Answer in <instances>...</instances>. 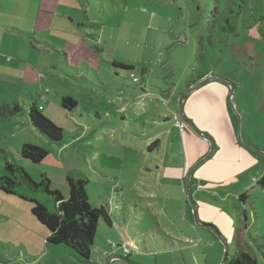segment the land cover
<instances>
[{"label": "rangeland", "instance_id": "1", "mask_svg": "<svg viewBox=\"0 0 264 264\" xmlns=\"http://www.w3.org/2000/svg\"><path fill=\"white\" fill-rule=\"evenodd\" d=\"M91 1L87 0L88 5L84 4L83 7L87 6L85 13L89 22L101 25L106 19L96 15L89 5ZM145 1H152L144 5L146 19L140 23L129 20L130 25L126 26L132 30V35L124 51L127 62L133 65V71L128 78L124 74L119 81H123L127 88L140 90V72L146 70L154 82L163 78L170 91L174 85L178 92V112L185 115L186 109L200 136L194 133L206 138L209 147L212 146L211 154L208 155V149L192 174L193 183L198 181L206 193L201 194L200 201L206 205L200 213L197 202L192 198L199 225L193 221V208L185 189H177L167 175L158 174L154 156L146 154L145 150L140 153L137 149L144 139L140 128H127L119 134L109 126L108 121L97 125L88 123L87 126L76 115L70 117L65 113L57 93L67 94L78 103L83 99V115L87 113L85 100L93 101L103 112L110 107L105 95L98 91L101 87H93L71 72L65 76L59 68H50L46 59L49 69L42 70V78L47 81L43 86L50 90V99L45 101L44 93L36 95L41 97L38 104L45 108V111L38 110L62 130V140L59 146L50 149L49 157L43 163L21 167L37 183L40 174L45 173L50 181V190L59 191L62 195H67L64 181L66 172L77 170L86 175L89 204L106 208L111 220L116 222V226L107 229L108 226L100 221L94 247L104 248L110 254L113 251L111 244H115L121 247L119 252H124L122 258L130 263L133 260L140 264H182L183 259L190 260L189 251L172 250L168 246L164 250L149 245L148 236L143 230L156 225L165 232H183L195 238L199 234L201 238L196 243L201 250H194L198 263L206 259L211 263L220 250L222 260L223 243H226L229 255H233L236 227L241 229L244 242L262 247L264 252V189L256 185L264 173V44L256 30L242 28L240 19L231 20L234 33L227 35L216 31V21L222 22L224 17L232 16L228 10L231 0ZM97 2L102 4L101 8L109 10L104 5L110 3L108 0ZM115 2L121 8L115 13L116 18L113 16L108 22L116 28L121 22L118 18L120 14H137L132 9L143 4L142 0ZM77 14L83 16V13ZM54 61L58 62L59 59L55 57ZM97 68L100 69L101 79H105L102 65ZM200 73L209 74L214 79L203 83L198 81L188 90L187 84L192 79L197 81ZM220 86L227 89L226 100ZM183 94H186L187 101L183 100L179 108L178 98ZM164 96L169 98L166 94ZM22 101L20 99L19 104L24 108ZM30 101L33 102L31 98ZM148 108L152 114L159 112L154 104ZM139 119L141 122L147 121L143 123L153 124L150 119ZM186 127L188 131L191 130ZM144 131H148L146 137H150V132L155 130L149 128ZM129 133L135 134V137L128 136ZM25 137L28 138L26 145L42 147L45 142L38 139L31 129ZM213 139L218 145L216 149ZM194 147H197L194 143L187 142L189 159L195 155ZM15 155L18 159L19 154L15 152ZM9 160L13 161L11 158ZM187 177L188 174L186 180ZM240 194L246 195L244 225L237 221L232 208V203ZM209 232L217 242H212L207 235ZM216 232L223 243L216 237ZM124 248L129 250L128 254ZM118 262L125 264L120 260ZM259 264H264L263 259Z\"/></svg>", "mask_w": 264, "mask_h": 264}, {"label": "crops", "instance_id": "2", "mask_svg": "<svg viewBox=\"0 0 264 264\" xmlns=\"http://www.w3.org/2000/svg\"><path fill=\"white\" fill-rule=\"evenodd\" d=\"M23 1L22 3L19 0H0V100L17 101L19 103V100L22 99L24 103L23 110L12 121L0 123V150L15 163L32 167L43 163L49 157L50 149L53 146L60 145L61 141L52 143L42 136L30 125L27 117V109L33 103L38 106L40 111H45V108L38 104L41 97L36 95L44 93L46 97L43 99H50V90L45 89L43 86L47 84V81L42 78V75H44L42 70L48 68L45 62L46 59L50 63V68L56 70L59 68L65 76L71 72L91 84V86L101 87L98 91L105 95L107 98L106 103L110 107L103 112L93 101L87 102L89 100H85L87 113L83 115L82 98L79 103L75 101L77 103L76 109L68 111L61 106V99L72 97L64 93H57L60 97V106L65 113L70 117L76 115L79 121L85 122L87 126L88 123L97 125L99 122L108 121L109 126L119 134H122V130L124 131L127 128L133 130L140 128V134L144 139L139 143L137 149L140 153L145 150L146 154L155 157H153V160L157 165L154 166L158 174L167 175L168 180L174 182L177 189L183 190L185 189L186 176L192 171L189 188L192 198L197 202V209L200 213V210L206 205L200 201L202 199L201 194L206 195V193H204L198 181L193 183L194 175L192 177V174L200 164L198 163L200 158L206 154L208 149L210 152L212 146L209 147L206 142L207 139L198 137L193 131L190 132L191 130L188 131L187 125L183 123L177 110L178 92L174 85L172 91H170L163 78L159 82H154L150 79L148 71L141 70V89L127 88L126 84L119 80L124 77V74H127L125 78H128L130 72L113 67L114 63L120 66L133 67L132 63L127 62L124 51L126 45H129L132 35V30L126 26L130 25L129 20L140 23L143 19H146L145 14L147 13L144 5L152 1L142 0L141 7L132 9L137 14L132 13L128 16L127 14H120L118 18L121 22L118 28L113 23L108 22L113 16L116 18L115 13L121 8L115 0H108L110 2L108 4L103 2L106 8L108 6V11L101 8L102 4H97L98 0H92L89 4L94 8L98 17L101 16V18L106 19L101 22V25L89 22L85 13L87 6L83 7L84 4L88 5L87 0H84V2L64 0L63 3H61V0ZM77 12L83 13L86 19L81 15L78 16ZM134 25L138 27L137 24ZM45 33H47L46 36H40ZM42 46L45 48V52ZM55 57L59 59L58 62L54 61ZM71 57H73L72 61L70 60ZM100 64L104 68L103 75L105 79H101L99 75L98 70L100 69L97 67ZM207 77H209V74H205L199 81ZM115 80L118 82H115ZM197 82L198 80L194 81L192 79V82L187 84V89L190 90V87ZM220 88L223 90V96L226 100L227 89L224 86H220ZM165 94L169 98L164 96ZM78 96L81 97L82 95L78 94ZM30 98L33 101L32 103ZM184 100L187 101L185 98ZM153 104L156 110H159L156 114H152L151 109L148 108L149 105L152 106ZM184 110L185 115H182L183 118L185 117L184 119L187 122L196 126L186 109ZM137 112L143 113L138 115ZM92 113L94 115H91ZM133 115L141 119L142 117L146 120L150 119L153 124L143 123L147 121L141 122L139 118L131 117ZM183 124L185 131L181 132L178 126ZM148 127L155 130L150 132V137H146L148 131L146 133L144 131L149 129ZM30 129L38 139L45 140L42 147L48 151V156L39 164H32L23 160L19 154L21 147L28 144L26 140L28 138L25 135L28 134ZM128 136L135 137V134L129 133ZM188 141L197 146L194 147L195 155L191 159L187 156ZM155 142L157 144L152 146ZM213 142L214 149H216L218 145L214 139ZM15 152L19 154L18 159ZM0 160L1 176L6 174L2 155ZM74 172L80 171L75 170ZM68 173L70 172H66L65 176ZM65 185L67 195H63V197L67 199L68 187L66 181ZM107 213L110 220L107 229H110L116 226V222L111 220L109 211ZM202 220L207 221L206 219ZM143 232L148 236L149 245L151 246L154 245L164 250L168 246L172 250L189 251L190 260L183 259L182 264H219L221 260L220 250L211 263L207 259L203 263H198L194 250L200 249V246L196 243V240L198 241L201 238L199 234L195 238L194 235L183 232H165L157 225L156 227L147 228ZM207 235H209V238L211 237L212 242H217L210 232ZM47 237V229L32 215L31 205L28 202L0 191V264H81L64 246L47 243ZM234 248L236 253V246ZM120 249L117 248L108 254L104 248L93 246L91 263L89 264H122L118 262L119 257L124 255L123 251L119 252ZM131 262L140 264L133 260Z\"/></svg>", "mask_w": 264, "mask_h": 264}, {"label": "trees", "instance_id": "3", "mask_svg": "<svg viewBox=\"0 0 264 264\" xmlns=\"http://www.w3.org/2000/svg\"><path fill=\"white\" fill-rule=\"evenodd\" d=\"M228 10L231 18L224 17L222 22L216 21V31L232 34L234 25L231 20L240 19L242 28L248 31L256 30L257 36L264 44V0H231ZM113 67L127 72L133 71V67L130 66L114 63ZM204 76L200 73L198 81ZM61 106L72 111L76 109L77 103L72 98L63 97ZM22 110L17 101L0 100V123L12 121ZM27 117L30 125L50 142L57 143L62 140V130L41 114L35 103L29 105ZM156 144L157 142L152 146ZM0 153L6 173L0 177V191L16 196L31 205L32 215L48 231L47 243L64 246L81 264L91 263L92 248L100 221L109 226L110 220L106 208H96L89 204L86 175L81 172H70L65 176L68 197L64 199L59 191L50 190V181L45 174L40 176L38 183L34 182L21 165L10 161L2 150ZM19 154L23 160L39 164L48 156V151L43 147L25 144ZM256 185L264 189V173L256 181ZM245 202L246 195L240 194L232 203L237 221H241L243 225L246 219L243 210ZM234 241L237 252L233 255L228 253L224 264H259L261 259L264 261L262 247L244 242L241 229L238 227Z\"/></svg>", "mask_w": 264, "mask_h": 264}, {"label": "water", "instance_id": "4", "mask_svg": "<svg viewBox=\"0 0 264 264\" xmlns=\"http://www.w3.org/2000/svg\"><path fill=\"white\" fill-rule=\"evenodd\" d=\"M212 79H214V78L207 77V78L203 79V80L201 81V83L206 82V81H210V80H212ZM201 83H200V84H201ZM185 95H186V94H183L182 96H179V98H178V100H179V108H180V106H181L182 101H183L184 98H185ZM179 116H180V118L182 117V113H181V111L179 112ZM182 118H183V117H182ZM182 118H181V119H182ZM182 121H183V123H185V124H186V125H187V126L193 131V132H195L197 135L200 136V134L197 132V130L193 127V125H191L189 122H187V121L184 120V119H182ZM205 139H206V138H205ZM208 141L210 142V140H208ZM210 144H211V142H210ZM211 151H212V148L210 149V152H209L208 155H210ZM191 173H192V171H190L189 174H188V177H187V180H186V184H185V191H186L187 199H188V201L190 202V204H191V206H192V208H193V221H194L196 224L199 225V222H198V220H197V216H196V212H195V206H194V203H193V200H192V196H191V192H190V188H189V182H190V178H191ZM202 226H204V225L202 224ZM216 237L222 242L221 238L219 237V235H218L217 233H216ZM222 243H223V242H222ZM223 245H224V255H223L222 260H221V262H220L219 264H224L225 259H226L227 256H228V248H227V245H226V243H223ZM119 260L122 261V262L125 263V264H132V263H130L129 261H127L126 259H124V258H122V257H119Z\"/></svg>", "mask_w": 264, "mask_h": 264}, {"label": "built area", "instance_id": "5", "mask_svg": "<svg viewBox=\"0 0 264 264\" xmlns=\"http://www.w3.org/2000/svg\"><path fill=\"white\" fill-rule=\"evenodd\" d=\"M131 78H133V80L135 79H137V78H135V77H131ZM178 128H179V130L181 131V132H184L185 131V126L184 125H180V126H178ZM111 247H112V249H113V251H115L117 248H121V247H118L117 245H115V244H111ZM124 251H125V253H129V250L128 249H126V248H124Z\"/></svg>", "mask_w": 264, "mask_h": 264}]
</instances>
